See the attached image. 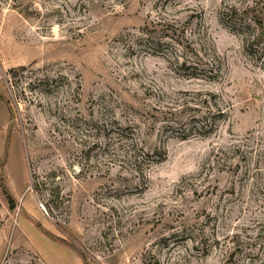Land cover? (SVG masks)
Masks as SVG:
<instances>
[{
	"label": "rangeland",
	"instance_id": "rangeland-1",
	"mask_svg": "<svg viewBox=\"0 0 264 264\" xmlns=\"http://www.w3.org/2000/svg\"><path fill=\"white\" fill-rule=\"evenodd\" d=\"M0 98V264H264V0H0Z\"/></svg>",
	"mask_w": 264,
	"mask_h": 264
},
{
	"label": "crops",
	"instance_id": "crops-1",
	"mask_svg": "<svg viewBox=\"0 0 264 264\" xmlns=\"http://www.w3.org/2000/svg\"><path fill=\"white\" fill-rule=\"evenodd\" d=\"M7 110V107L2 102H0V128L7 127L9 121V113Z\"/></svg>",
	"mask_w": 264,
	"mask_h": 264
},
{
	"label": "trees",
	"instance_id": "trees-1",
	"mask_svg": "<svg viewBox=\"0 0 264 264\" xmlns=\"http://www.w3.org/2000/svg\"><path fill=\"white\" fill-rule=\"evenodd\" d=\"M256 40L260 41L261 39L260 38H256ZM0 101H1V98H0ZM9 202L12 204V208H13V202H12V200H10Z\"/></svg>",
	"mask_w": 264,
	"mask_h": 264
}]
</instances>
